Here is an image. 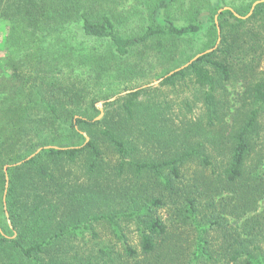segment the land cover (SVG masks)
<instances>
[{
	"label": "trees",
	"instance_id": "1",
	"mask_svg": "<svg viewBox=\"0 0 264 264\" xmlns=\"http://www.w3.org/2000/svg\"><path fill=\"white\" fill-rule=\"evenodd\" d=\"M130 1L0 0V264H264V3ZM178 85L197 117L141 102ZM122 223L137 246L94 230Z\"/></svg>",
	"mask_w": 264,
	"mask_h": 264
},
{
	"label": "rangeland",
	"instance_id": "2",
	"mask_svg": "<svg viewBox=\"0 0 264 264\" xmlns=\"http://www.w3.org/2000/svg\"><path fill=\"white\" fill-rule=\"evenodd\" d=\"M195 2L201 8L200 9V18L201 19H205L207 17V14H208L207 12H210V11H208L210 8L211 9L212 8H216V7L221 8V7H224V6H225V8H227V7L229 8L230 6L226 7V5L239 6L240 4L245 3V2H243V0H213L212 4H210V2L208 3L207 0H195ZM132 3H133V0H131L130 2L126 3V7H125L124 10L125 11H127V10L129 11L130 10V6L134 5ZM176 13H177L176 15L178 17H183L184 18V17L187 16V9L184 8V9L180 10V12L178 10ZM209 25H210V23H208V22L204 23L202 31H201V34L197 38L195 37L196 40H198V41H195L194 45H191V46L188 45V44H184L183 45V49H184L183 51L186 52L185 53L186 55L191 54L192 52L199 50V48H201L203 46V43L201 42V40L203 39L202 35H204V31L208 28ZM130 28H131V24H128L125 27V30L130 29ZM199 38H201V39L199 40ZM3 39H4V34L0 33V42ZM88 44H89V46H87V47H90V46L91 47H97V48L99 47V45L94 44V43H88ZM2 56H4V53L0 52V57H2ZM182 66H184V65H182ZM182 66H180V68ZM260 72L262 74H264V60H263V62L261 64ZM157 81H159L158 78L151 79V80H148V84H152V83L157 82ZM145 84H147V82L146 83H136V84L132 85L130 87L131 89L129 88V90L121 91L118 95H116V96H114V97H112V98H110L108 100L99 101L96 104V107L100 103H103V107H102V111H100V109L97 107L99 109V115L96 117L95 120L96 121H100L105 116V108H104V106H105L106 103L115 102L118 98H122V97L126 96L127 95V94L125 95L126 92L139 89V88L145 86ZM139 85H141V87H139ZM159 85H160V83L158 85H156L155 87L157 88V87H159ZM240 91L241 90L240 89H236V87L230 88L228 90V98L230 100V103H233V102L235 103L237 101V96H238L237 93L240 92ZM114 98H115V100L110 101V100H112ZM159 100H161V101L166 100L168 102H171L172 106L174 107L173 108L174 115L175 116L178 115L179 116L178 118H185V119L192 118L193 119V118L197 117L200 114V112H201V107H202L201 102L197 101L196 97L191 96L190 90H188V89H186L184 87H181L180 85H178L176 88L161 87L160 91H156V92L153 91L152 93L146 95L144 98H142L141 102L147 103L148 101H151V103H149V105L153 106L155 104V102L159 101ZM190 106L191 107L193 106V108L190 109ZM101 114H102L101 119L97 120V118H99L101 116ZM179 120H181V119H178L177 122ZM262 133H263V139H264V119H263V130H262ZM82 134H84V136L86 137V141H87V138H88L87 133L86 132H82ZM88 141H89V138H88ZM45 147H57V146L48 145V146H44L42 148H45ZM57 148H59V147H57ZM39 149H41V148H39ZM110 158H111V156H110ZM10 166H12V165H10ZM76 171L79 172L81 170L78 169ZM260 207L262 209L264 208V201L261 202ZM0 217H1V213H0ZM122 224H123V227L120 228L119 230H117V232L113 231L112 227L109 226V225H106V224L97 225L96 227H94V230L96 229V231H97V233L99 235V240H101V241L116 242V241L120 240V242H122V239L123 240L126 239L133 246H137V244H138V234H137L135 225L134 224H125V223H122ZM84 239H85V241H84L85 242V245H84L85 246V250L91 249L92 248V244H93L92 236L90 234H87L84 237ZM81 244H84V243L81 242Z\"/></svg>",
	"mask_w": 264,
	"mask_h": 264
},
{
	"label": "water",
	"instance_id": "3",
	"mask_svg": "<svg viewBox=\"0 0 264 264\" xmlns=\"http://www.w3.org/2000/svg\"><path fill=\"white\" fill-rule=\"evenodd\" d=\"M261 3H264V0H259V1L255 2V3L253 4V8H252L251 13L249 14V16L252 15V13H253L255 7H256L257 5H259V4H261ZM227 9H229V8H225V9H223V10H227ZM223 10H221L219 13H221ZM249 16H247L246 18H248ZM246 18H244V19H246ZM216 23H217V17H216ZM217 24H218V23H217ZM220 33H221V30H220V28H219V26H218V34H219V36H220ZM219 43H220V38H219V40H218V44H219ZM218 44H217V46H218ZM217 46H216V48H217ZM212 51H213V50H208V51H206V52H204V53H202V54L197 55L193 60H191V61H190L189 63H187L186 65H184V66H182L181 68H179V69H177V70H174V71H172L171 73H169L168 76H171V75H173V74H175V73H177V72H179V71H181V70L187 68L190 64H192L194 61H196L197 59H199L201 56H203V55H205V54H208V53H210V52H212ZM162 80H163V79H161V80H159V81H157V82H154V83H152V84L145 85V86H143V87H141V88H139V89L133 90V91H128V92L125 93V95H126V94H129V93H132V92H135V91H138V90H140V89H144V88H148V87L156 86V85H158ZM113 100H115V98L112 99V100H110V101H113ZM97 107L100 109V111H102L103 103L98 104ZM101 117H102V114H101V116H100L99 118H97V120L101 119ZM83 135H84V134H83ZM87 142H88V138H87ZM43 149H59V148H57V147H45V148H41V149H39L35 154L29 156V157H28L26 160H24L23 162H20V163L14 164V165H12V166H10V167L20 166V165H22L23 163H25V162H27V161L33 159V158H34L36 155H38ZM8 167H9V166H6L5 171L7 170ZM8 185H9V182H8V178H7L4 202H5V199H6V194H7Z\"/></svg>",
	"mask_w": 264,
	"mask_h": 264
}]
</instances>
